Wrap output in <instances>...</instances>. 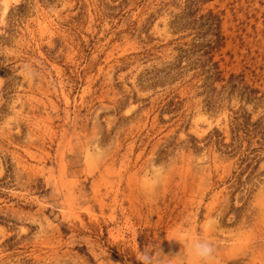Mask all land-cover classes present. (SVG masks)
I'll list each match as a JSON object with an SVG mask.
<instances>
[{
  "label": "rangeland",
  "instance_id": "1",
  "mask_svg": "<svg viewBox=\"0 0 264 264\" xmlns=\"http://www.w3.org/2000/svg\"><path fill=\"white\" fill-rule=\"evenodd\" d=\"M211 217L264 264V0H0V264H197Z\"/></svg>",
  "mask_w": 264,
  "mask_h": 264
},
{
  "label": "clouds",
  "instance_id": "2",
  "mask_svg": "<svg viewBox=\"0 0 264 264\" xmlns=\"http://www.w3.org/2000/svg\"><path fill=\"white\" fill-rule=\"evenodd\" d=\"M29 75H33L32 69H26ZM85 155L91 160H101L104 155V150L97 147L95 141L90 140L85 148ZM216 218H209L205 226L201 229V235L191 238H185V242L189 244L188 252L192 260L197 264H212L216 257V243L212 237V233L216 227ZM174 240L175 238H169ZM136 259L139 264H186L187 257L180 254L165 255L161 247L158 250H149L147 248H140L137 250Z\"/></svg>",
  "mask_w": 264,
  "mask_h": 264
},
{
  "label": "trees",
  "instance_id": "3",
  "mask_svg": "<svg viewBox=\"0 0 264 264\" xmlns=\"http://www.w3.org/2000/svg\"><path fill=\"white\" fill-rule=\"evenodd\" d=\"M252 92H253V93H256V92H257V90H256V89H254V90H252Z\"/></svg>",
  "mask_w": 264,
  "mask_h": 264
}]
</instances>
